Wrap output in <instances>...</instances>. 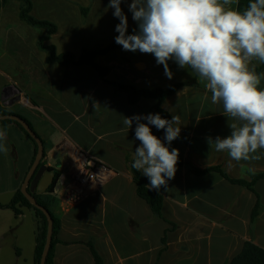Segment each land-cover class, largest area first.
I'll list each match as a JSON object with an SVG mask.
<instances>
[{
    "label": "crops",
    "instance_id": "crops-1",
    "mask_svg": "<svg viewBox=\"0 0 264 264\" xmlns=\"http://www.w3.org/2000/svg\"><path fill=\"white\" fill-rule=\"evenodd\" d=\"M30 1L31 16L56 27L43 44L75 59L83 49H103L135 27L138 0ZM201 1L207 8L145 0L139 21L155 33L131 37L95 61L108 67L106 79L137 89L182 82L162 104L173 118L182 160L199 170L221 166L229 177L249 181L264 172V71L255 78L264 61V25L237 18V0ZM3 9L0 23L15 22L21 30L1 33L0 24V94L15 98L7 112L25 119L41 140L39 165L58 173L51 208L60 222L54 264H96L89 243L102 264H228L247 241L264 250V178L252 192L214 171L197 174L177 164L171 136L162 133L136 162L147 186L162 196V217H154L137 195L128 161L155 131L149 116L155 100L131 105L125 91L91 66L49 63L37 46L46 29L31 33L18 20L19 7L15 17L3 15ZM136 51L173 56L162 70L167 79L147 82L154 74H144L148 65ZM193 54L199 69L190 67ZM134 65L138 74H131ZM192 80L198 85L188 83ZM77 151L115 173L71 202L68 174L82 161ZM33 154L19 126H0V204L21 191ZM257 195L263 208L252 225ZM20 210L15 215L0 208V264H33L34 219Z\"/></svg>",
    "mask_w": 264,
    "mask_h": 264
},
{
    "label": "trees",
    "instance_id": "trees-1",
    "mask_svg": "<svg viewBox=\"0 0 264 264\" xmlns=\"http://www.w3.org/2000/svg\"><path fill=\"white\" fill-rule=\"evenodd\" d=\"M4 1V0H1ZM19 5V18L25 22L26 24L36 27L46 29V35L41 37L37 41V46L40 50L46 52L47 61L49 63H55L61 66H67L69 64L74 65H89L91 66L103 79L105 82L113 85V87L117 90L125 91L128 95V100L131 105H135L141 98H149L155 100V104L149 109V116L151 121L155 123V131L149 138L148 144L143 146L135 155V157L128 161L129 169L131 171L132 179L136 185L137 195L142 198L150 207L154 217L161 218V204H162V196L158 192L152 190L147 186L146 177L143 173H141L137 167L136 162L137 159L148 149L152 147L154 142L160 138L162 133H167L171 136V142L175 151L176 162L179 165L185 164L190 170L197 174H203L209 171L217 172L222 178L226 179L230 183L241 185L252 192H255L254 184L258 179L264 178V172L256 173L251 175V179L249 181L241 180V179H233L229 177L225 170L221 166H213L204 170L196 169L190 164H186L177 148L175 135L173 133V118L172 116L162 107L164 100L170 95L174 94L177 89L183 85L182 82L173 84L167 88H154V89H137L132 85H125L118 83L116 81H111L106 79V75L108 74V67L100 66L96 63L95 59L104 55L114 49L122 46L129 38L139 35H149L154 34L155 32L149 28H146L139 21V10L143 5L145 0H138L137 7L133 13L135 19V27L129 31H127L122 38L111 43L107 47L98 50H87L83 49L81 51L78 59H75L72 53L64 52L60 54H56L53 46H45L43 41L47 39L50 35H52L56 31V27L54 24L45 21L38 20L31 16V1L30 0H17ZM167 1H191L196 3L197 5L207 8V6L201 0H167ZM84 14L85 11L83 10ZM236 16L239 19L244 20L247 24L253 27H261L264 25V0H237L236 2ZM199 56L197 54H193L190 62V67L192 69H199ZM264 71V61L256 70V77H258ZM191 85H198L194 80L188 82ZM239 83H237L238 85ZM15 98H11L9 100H1L0 95V116L11 115L7 112L6 107L8 104L13 102ZM21 118V117H20ZM23 119V118H21ZM25 122L26 120L23 119ZM28 124V122H26ZM6 124H15L19 126L27 137L31 140L34 145V154L33 161L35 159L37 153V145L31 136L25 131L22 125L13 119H1L0 126ZM30 127V125L28 124ZM31 128V127H30ZM32 130V128H31ZM44 156V154H43ZM58 173L55 172V177ZM54 177V179H55ZM54 183V181H53ZM53 183L49 186V188L44 193L34 192L31 194L32 198L35 200L37 205H33L29 202V200L24 196V194L18 190L12 197L11 201L7 204H0V208H9L13 210L15 215L21 213L20 208H24L29 211L34 219L35 225V247H34V256H33V264H39L41 255L46 243L47 239V229H48V221L47 216L43 212L42 209H45L48 212V215L51 218L52 222V232H51V242L49 246V250L47 256L45 258L44 264H54V254H55V246L59 242V229L60 222L59 218L52 212L51 208L55 202L56 195L52 191ZM263 206L260 202V198L257 195L256 202L251 210L250 220L252 225L257 220ZM164 243V239H163ZM89 247L93 254L94 260L96 264H102V258L100 254L97 252L95 247L89 243ZM18 253V249H15ZM228 264H264V250L253 244L251 241H247L244 243V246L239 254L234 256Z\"/></svg>",
    "mask_w": 264,
    "mask_h": 264
},
{
    "label": "water",
    "instance_id": "water-1",
    "mask_svg": "<svg viewBox=\"0 0 264 264\" xmlns=\"http://www.w3.org/2000/svg\"><path fill=\"white\" fill-rule=\"evenodd\" d=\"M1 100H4V97L2 95H1ZM1 119H13L18 121L37 145V153L35 159L21 187V192L29 200V202L32 203L33 205H37L35 200L32 198L31 194L34 192L44 193L53 183L55 177V171L53 169H48L47 166L44 164L39 165L43 157V144L41 140L38 138V136L33 132V130H31V128L23 119L15 115L0 116V120ZM42 210L47 216L48 229H47L46 243L39 264H44L45 262V258L47 256L51 242V232H52L51 218L45 209Z\"/></svg>",
    "mask_w": 264,
    "mask_h": 264
},
{
    "label": "built area",
    "instance_id": "built-area-1",
    "mask_svg": "<svg viewBox=\"0 0 264 264\" xmlns=\"http://www.w3.org/2000/svg\"><path fill=\"white\" fill-rule=\"evenodd\" d=\"M76 155L82 161L68 174L70 184L67 195L71 202L79 200L88 190L100 187L115 173L112 167L82 151H77Z\"/></svg>",
    "mask_w": 264,
    "mask_h": 264
},
{
    "label": "rangeland",
    "instance_id": "rangeland-1",
    "mask_svg": "<svg viewBox=\"0 0 264 264\" xmlns=\"http://www.w3.org/2000/svg\"><path fill=\"white\" fill-rule=\"evenodd\" d=\"M1 5H4V9L2 12L3 15H14V17H15V15H17L16 11H17L20 3L16 0H4V1L0 0V6ZM18 20L20 21V23H22V27L24 29H27L29 32L36 33V34L41 33V31H42L41 28L32 27V26L26 24L25 22H23L22 20H20V18ZM0 24H2V23H0ZM11 29L21 30V28L18 26L17 23L6 22L5 24H2L1 31H3V32H1V33H7L9 31H11ZM136 56H138L139 59L145 61L146 64L148 65V69L146 72H144V74L145 75L148 74V72L150 70L154 74L153 78H151L150 80L146 79L147 82L162 83L163 81H165L167 79V77H166L167 75L164 74L162 72V70L164 69L165 64L173 61V59H174L173 56H165L164 54L156 56L152 53H149L148 51H136ZM158 56H160V57H158ZM158 62L160 63L158 65V67L156 69H153L157 66ZM134 68L137 69L136 65L130 67V70L132 72L131 74H138V73H135L136 70ZM123 73H125V72H123ZM142 81L145 82V80H142ZM159 86H161V85H159ZM160 88H162V87H160Z\"/></svg>",
    "mask_w": 264,
    "mask_h": 264
}]
</instances>
